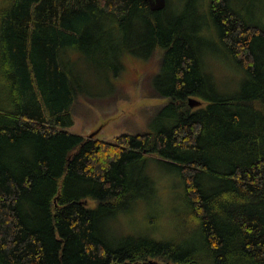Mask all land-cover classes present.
<instances>
[{
  "label": "trees",
  "instance_id": "16d2710c",
  "mask_svg": "<svg viewBox=\"0 0 264 264\" xmlns=\"http://www.w3.org/2000/svg\"><path fill=\"white\" fill-rule=\"evenodd\" d=\"M258 7L189 0L178 13L172 0L159 11L145 0H0L1 73L12 84L0 100V264H264ZM188 10L202 21L190 23ZM72 49L93 59L159 53L153 86L168 98L164 123L114 141L66 130L78 92ZM206 51L241 83L223 90ZM152 160L182 185L167 206L156 200ZM142 206L156 213L144 225Z\"/></svg>",
  "mask_w": 264,
  "mask_h": 264
},
{
  "label": "rangeland",
  "instance_id": "374dc122",
  "mask_svg": "<svg viewBox=\"0 0 264 264\" xmlns=\"http://www.w3.org/2000/svg\"><path fill=\"white\" fill-rule=\"evenodd\" d=\"M177 6L178 13L188 4L189 0H172ZM206 2V0H202ZM243 2L245 0H242ZM259 3L257 12H262L264 0ZM256 8L253 2V9ZM262 10V11H261ZM185 17L190 23L201 22L202 17L193 10L185 12ZM72 57V70L76 77L78 90L72 106L73 124L67 128L73 133L95 136L98 139L114 141L122 133H137L154 130L164 123L158 114L168 102V98L157 96L153 86L154 77L160 73V54L155 53L151 58H143L127 52L120 59L114 53L108 58H91L87 54L70 50ZM208 69L220 79L225 90L229 83H241V75L230 67L221 54L214 51L204 53ZM70 65V66H71ZM2 61L0 59V100L7 99L12 89L1 73ZM1 102V103H2ZM196 103L192 102L194 106ZM149 171L158 186L157 203L167 206L171 203L173 191L182 192V185L173 172L167 170L157 160H152ZM94 206L95 201L90 202ZM145 205V204H143ZM149 206H142L138 213V221L145 224V219L156 216ZM122 228L131 232L135 228L134 218H122ZM132 220V222H131ZM148 225V223H147ZM168 227L171 225L166 223Z\"/></svg>",
  "mask_w": 264,
  "mask_h": 264
},
{
  "label": "water",
  "instance_id": "95a60500",
  "mask_svg": "<svg viewBox=\"0 0 264 264\" xmlns=\"http://www.w3.org/2000/svg\"><path fill=\"white\" fill-rule=\"evenodd\" d=\"M145 1H147L148 5L152 11L163 10L167 5V0H145ZM192 102H194V101L190 100L191 105H192ZM166 264H170V263L168 262Z\"/></svg>",
  "mask_w": 264,
  "mask_h": 264
}]
</instances>
